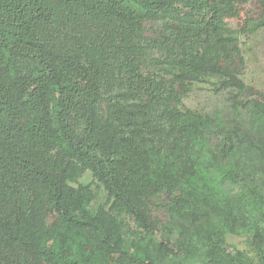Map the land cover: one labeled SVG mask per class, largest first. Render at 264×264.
<instances>
[{"label": "trees", "instance_id": "16d2710c", "mask_svg": "<svg viewBox=\"0 0 264 264\" xmlns=\"http://www.w3.org/2000/svg\"><path fill=\"white\" fill-rule=\"evenodd\" d=\"M250 5L264 25V0H0V264H255L228 234L264 263ZM207 81L226 112L184 104Z\"/></svg>", "mask_w": 264, "mask_h": 264}, {"label": "rangeland", "instance_id": "374dc122", "mask_svg": "<svg viewBox=\"0 0 264 264\" xmlns=\"http://www.w3.org/2000/svg\"><path fill=\"white\" fill-rule=\"evenodd\" d=\"M245 13L254 23L250 33L238 31L239 22H231L230 29L236 31L239 38V46L244 54L245 67L243 69V81L264 93V25L260 23L259 13L255 5L246 8ZM244 14V16L246 15ZM228 95L219 90L215 81L198 83L191 94L184 100V104L200 112H226L228 107ZM96 195L95 206H106L108 202L107 193L103 186L94 182L92 173L86 171L74 186L89 185ZM229 251H243L248 253L255 264H264L250 250L248 239L244 235L228 234L226 237Z\"/></svg>", "mask_w": 264, "mask_h": 264}]
</instances>
